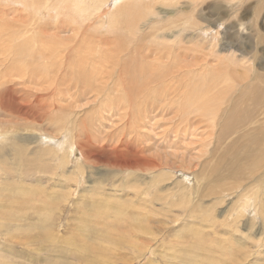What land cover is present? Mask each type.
Listing matches in <instances>:
<instances>
[{
    "label": "rangeland",
    "instance_id": "1",
    "mask_svg": "<svg viewBox=\"0 0 264 264\" xmlns=\"http://www.w3.org/2000/svg\"><path fill=\"white\" fill-rule=\"evenodd\" d=\"M74 1L41 0L36 11L31 0H0V264H264V157L245 160L264 147V100L249 98L253 87L264 92V0H144L129 31L107 26L127 0L85 4L84 20ZM40 25L55 37L54 57L43 56ZM130 32L143 35L140 50ZM76 41L83 52L68 49ZM33 67L42 87L27 82ZM57 122L73 136L86 127L90 139L77 146ZM259 131L260 143L234 145ZM227 162L236 173L219 180ZM241 200L250 212H236Z\"/></svg>",
    "mask_w": 264,
    "mask_h": 264
},
{
    "label": "bare ground",
    "instance_id": "2",
    "mask_svg": "<svg viewBox=\"0 0 264 264\" xmlns=\"http://www.w3.org/2000/svg\"><path fill=\"white\" fill-rule=\"evenodd\" d=\"M7 1V0H6ZM17 2H20L21 3V1H26V0H16ZM41 0H31V2L30 3H32L34 6H33V8L37 11L38 10V5H39V2H40ZM106 0H75L74 1V3H73V5H74V9H75V12H77V14L79 15L78 17H81L83 20H84V18L83 17H85L86 19H92L91 18V16H92V14H90L91 12H89L90 10H86L87 9V7H85L84 5L86 4H88V5H90L91 4V6L90 7H92L91 8V10H93L94 8L93 7H95V6H97V8H99L98 7V5L101 7L103 4V2H105ZM116 1V0H115ZM118 1H121V0H118ZM133 1L134 0H127L126 1V3L127 4H125L122 8H118L117 7V11H115V14H114V16L113 17H111V19L108 21V25L107 26H109L111 29H113L114 27H118L119 29L122 27L121 26V24L122 25H124L122 28V31H126L128 28L131 30V29H134V28H132L131 26H130V24L131 23H129V21H131V20H133L132 22H134V23H138V21L136 20V19H140V20H142V18H143V15H144V12L143 11H141V10H143V8H142V6L145 4L144 3V0H135V2L133 3ZM149 1H153V0H146V4L148 5V2ZM156 1V0H155ZM158 1H160V0H158ZM114 2V1H113ZM132 2V3H131ZM9 3V2H8ZM10 4V3H9ZM14 4H15V2H14ZM101 4V5H100ZM7 5V4H6ZM12 5V4H11ZM3 6L4 5H1V7L3 8ZM10 6V5H9ZM8 6V7H9ZM18 6V5H17ZM138 8H137V7ZM5 7V6H4ZM21 7V6H20ZM22 7H23V5H22ZM29 7V6H28ZM69 7V6H68ZM71 7V6H70ZM89 7V8H90ZM7 8V7H6ZM24 8V7H23ZM72 8V7H71ZM12 9V8H11ZM15 9V8H14ZM109 9V8H108ZM4 10V9H3ZM27 10V9H26ZM25 10V11H26ZM95 10V9H94ZM98 10V9H97ZM132 10V11H131ZM135 10H137V12L138 13H135L136 11ZM7 11H9V10H6L5 12H7ZM43 11H44V9H43ZM42 11V12H43ZM54 11V10H53ZM1 12V11H0ZM11 12V11H10ZM41 12V11H40ZM38 13V12H37ZM92 13H93V11H92ZM95 13V12H94ZM125 13L126 14H130V15H132L130 18H128L127 16H126V18H128V20H126L125 19ZM7 14V13H6ZM28 14V13H27ZM63 14V13H62ZM68 14V13H67ZM77 14H76V16H77ZM103 14V13H102ZM124 14V15H123ZM3 15V14H2ZM23 15V14H22ZM36 14H34L33 16H35ZM73 15V14H72ZM31 17H32V14L30 15ZM49 16V15H48ZM64 16H66V15H64ZM75 16V17H76ZM99 16V15H98ZM121 16H122V18H123V20H121ZM36 17V16H35ZM74 17V16H73ZM100 17L101 16H99V17H97V19L99 18L100 19ZM33 18V17H32ZM31 18V19H32ZM136 18V19H135ZM30 19V18H29ZM105 19V18H104ZM131 19V20H130ZM3 20V19H2ZM13 20H14V18H13ZM48 20V19H47ZM1 21V20H0ZM5 21V20H4ZM4 21H2V22H4ZM39 21H41V20H39ZM71 25H72V27H74L73 29H70V32H72L73 34H76V36H80V32L83 30V33L82 34H84V27H83V29H82V26L80 25V23L82 22V25H84L83 24V21H80L78 18H76V20L74 19V18H72L71 20ZM7 22V21H6ZM26 22H28V21H26ZM31 22V21H30ZM47 22V21H46ZM44 23H45V20H44ZM43 23V24H44ZM106 23V22H105ZM136 23V24H137ZM5 24V23H4ZM3 23L1 24V25H4ZM8 24V23H7ZM10 24V23H9ZM12 24V23H11ZM31 24V23H30ZM38 24H39V22H38ZM95 24V23H94ZM25 26H27V24H24ZM34 25V24H33ZM50 25V24H49ZM115 25H117V26H115ZM45 25H40V28L41 29H36L35 31H34V33H41V36L39 35V34H36V37H37V41H42L44 44H43V52H44V57H48V55H50V56H53L54 57V55H56L57 53V47L53 44V45H50L49 46V43L51 42H47V39H49V38H55L54 36H52L51 34H49V31L46 29V27H44ZM51 26V25H50ZM54 26V25H53ZM94 26H96V25H94ZM121 26V27H120ZM3 27H5V25L3 26ZM2 27V28H3ZM32 27V26H31ZM44 27V28H43ZM48 27V26H47ZM58 27H60V25L58 26ZM81 27V28H80ZM125 27L127 28V29H125ZM2 28H0V29H2ZM7 28V27H6ZM27 28V27H26ZM43 28V29H42ZM53 28H55V27H53ZM66 28V27H65ZM67 28H69V27H67ZM66 28V29H67ZM87 28V27H86ZM101 28V27H100ZM8 29V28H7ZM50 29V28H49ZM129 29L127 30V31H129ZM4 30V29H3ZM162 30V29H161ZM16 31V30H15ZM14 31V32H15ZM19 31V30H18ZM53 30H51V32H52ZM67 31V30H66ZM66 31H64V30H60V32H62V33H65ZM96 31V30H95ZM17 32V31H16ZM144 32V31H143ZM142 32V33H143ZM10 33V32H9ZM18 33V32H17ZM68 33V32H67ZM89 33V32H88ZM103 33V32H102ZM109 33V32H108ZM124 33V32H123ZM132 35H134L135 37H136V47H137V49H141V47L143 46L142 44H139L137 41H139V39L141 38V39H143V35H141V36H139L140 34L138 33V32H130ZM4 34H6V33H4ZM90 34V33H89ZM95 34H97V32H95ZM14 35V34H13ZM19 35V34H18ZM18 35H16V36H18ZM91 36H93L92 35V33L90 34ZM101 35V34H100ZM1 36V35H0ZM7 37H8V35H6ZM11 36V35H10ZM66 36V35H65ZM64 36V37H65ZM70 36V35H69ZM27 37V36H26ZM29 37V36H28ZM67 37V36H66ZM81 37V36H80ZM83 37V36H82ZM9 38V37H8ZM12 38V37H11ZM23 38H25V37H23ZM57 38V37H56ZM72 38H74V35H73V37ZM77 38V37H76ZM91 39L93 38V37H90ZM96 38V37H95ZM99 38V37H98ZM102 38V37H101ZM101 38H100V40H101ZM4 39V38H3ZM2 39V40H3ZM6 39V38H5ZM16 39V38H15ZM58 39V38H57ZM62 40H63V37L61 38ZM67 39V38H66ZM66 39H65V41H66ZM80 39V38H79ZM90 39V40H91ZM111 39V38H110ZM45 40H46V42H47V44L45 43ZM84 40H89V38H87V39H83L82 41H84ZM144 40V39H143ZM72 41V40H71ZM73 41H75V40H73ZM92 41V40H91ZM117 41H119V40H117ZM145 41V40H144ZM15 42V41H14ZM24 42V41H23ZM31 42V41H30ZM53 42H55L54 40H53ZM80 42V41H79ZM90 42V41H89ZM94 42V41H93ZM96 42H98L97 40H96ZM106 42V41H105ZM33 43V45L35 46V43L34 42H32ZM58 43L60 44H62L63 43V41L62 42H60V41H58ZM85 43V42H84ZM95 43V42H94ZM2 44V43H1ZM30 44V43H29ZM58 44V47L60 46ZM87 44L88 43H86L85 45L87 46ZM6 45V44H5ZM65 45V44H64ZM68 45H70V47H68V49H72L73 51H74V53H76L77 51H79V50H81V52H83L82 51V49H81V47H82V44H81V42L80 43H77V41L75 42V45L73 46V45H71V42L68 44ZM94 45V44H93ZM102 46H105V45H103V44H101ZM121 45H122V42H121ZM134 45V44H133ZM153 45V44H152ZM15 46V45H14ZM23 46H24V48H26L27 47V45H24L23 44ZM117 46H119V45H117ZM129 46V45H128ZM127 46V47H128ZM132 45H130L129 47H131ZM3 47V46H2ZM18 47V46H17ZM61 47V46H60ZM63 47V46H62ZM85 47V46H84ZM90 47V46H89ZM88 46L86 47L87 49L89 48ZM127 47H126V49H127ZM128 47V48H129ZM133 47V46H132ZM153 47V46H152ZM9 48V47H8ZM100 48H101V46H100ZM107 47H104V49H106ZM115 48H118V47H116L115 46ZM120 49H121V46L119 47ZM123 48V47H122ZM125 48V47H124ZM123 48V49H124ZM134 48H135V46H134ZM134 48H132V49H134ZM34 49H35V47H32V52L34 51ZM119 49V50H120ZM131 49V48H130ZM129 49V50H130ZM122 50V49H121ZM125 50V49H124ZM155 50V49H154ZM1 51V50H0ZM15 51H16V49H15ZM90 51H92L93 52V50H90ZM128 51V50H127ZM149 51V50H148ZM147 51V52H148ZM2 52H4V51H2ZM17 53H20V52H18V50L16 51ZM24 52H27V51H24ZM41 52V51H40ZM120 52V51H119ZM151 52V51H150ZM56 53V54H55ZM94 53V52H93ZM105 53V52H104ZM110 53H114L113 51L112 52H110ZM127 53V52H126ZM128 53H130V52H128ZM155 53V52H154ZM157 53V52H156ZM4 54H5V52H4ZM21 55H22V53H20ZM20 54H18V55H20ZM25 54V53H24ZM95 54V53H94ZM98 54V53H97ZM140 54H142V53H140ZM3 55V54H2ZM9 55V54H8ZM28 55H30V52H29V54ZM27 55V56H28ZM63 55V54H62ZM113 55V54H112ZM114 55H115V53H114ZM12 56V55H11ZM31 56V55H30ZM74 57H71V55L70 56H68L69 58H72V59H76V58H80L81 57V55L79 56V54H78V57H76L75 55H73ZM57 57V56H56ZM83 57V56H82ZM85 57V56H84ZM100 57V56H99ZM99 57H96V58H99ZM113 57V56H112ZM135 57V56H134ZM23 58H25V57H23ZM32 58V57H31ZM96 58L94 59V60H96ZM149 58V57H148ZM25 59H27V58H25ZM35 59V58H34ZM43 59V58H42ZM82 59V58H81ZM79 60L80 62L81 61H85V60ZM92 59V58H91ZM100 59V58H99ZM104 59V58H103ZM130 59V58H129ZM29 60H30V58H29ZM32 60V59H31ZM30 60V62H32ZM46 60V59H45ZM59 60V59H58ZM69 60V59H68ZM71 60V59H70ZM88 60V59H87ZM98 60V59H97ZM101 60V59H100ZM118 60V59H117ZM123 60V59H122ZM125 60H126V58H125ZM176 60V59H175ZM28 61V60H27ZM73 62L75 61V60H72ZM76 61H77V59H76ZM106 61H108V62H111V59L109 58V56H108V59H106ZM170 61H171V59H170ZM79 62V63H80ZM85 62H87V63H89L88 61H85ZM94 62V61H93ZM124 62V61H123ZM126 62V61H125ZM134 62V61H133ZM159 62V61H158ZM24 63V62H23ZM23 63H20V64H23ZM33 63H37V62H34L33 61ZM44 63H47L46 61H44ZM58 63V62H57ZM77 63H78V61H77ZM83 63V62H82ZM111 63H113V62H111ZM136 64H137V62H135ZM146 63V62H145ZM162 63V62H161ZM161 63H159V64H161ZM41 64V63H40ZM54 64H56L55 63V61L53 62V65ZM62 64V63H61ZM74 64V63H73ZM132 64H134V63H132ZM140 64V63H139ZM28 65H30V64H28ZM52 65V66H53ZM99 65V64H98ZM142 65V64H141ZM140 65V66H141ZM147 65L149 66V64L147 63ZM153 65V64H152ZM151 65V66H152ZM155 65V64H154ZM20 66V65H19ZM42 65H36V68L38 69H43V70H47V68H48V66H46V67H41ZM54 66H56L57 67V65H54ZM53 66V67H54ZM92 66V65H91ZM116 66V65H115ZM124 66V65H123ZM127 66H128V63H127ZM132 66V65H131ZM147 66V67H148ZM150 66V67H151ZM106 67V66H105ZM116 67H118V66H116ZM155 67V66H154ZM172 67V66H171ZM24 68H26V67H24ZM34 68V67H33ZM136 68H137V66H136ZM14 69V68H13ZM28 69V68H27ZM132 69H133V66H132ZM140 69V68H139ZM138 69V70H139ZM142 69V68H141ZM140 69V70H141ZM160 70H161V68H159ZM34 70H35V68H34ZM42 70V71H43ZM70 70L71 71H74L75 70V68L71 65L70 66ZM103 70V69H102ZM110 70V69H109ZM114 70V69H113ZM124 70V69H123ZM136 70V69H135ZM144 70L145 69H143L142 70V74H144ZM151 70V69H150ZM32 71V70H31ZM36 71V70H35ZM38 71V70H37ZM36 71V73H34V71H32V72H28V77H30V79L28 78V81L27 82H29L30 80H36L35 81V83H37V80H39L38 81V86H41V83H40V79H39V77H38V73L39 72H37ZM91 71V70H90ZM130 71V70H129ZM157 71H158V69H157ZM45 73H47L46 71H44ZM137 72V71H136ZM146 72V71H145ZM148 72V71H147ZM146 72V73H147ZM17 73V72H16ZM114 73H115V71H114ZM122 73V72H121ZM145 73V74H146ZM172 73V72H171ZM178 73V72H177ZM49 74V73H48ZM53 74V73H52ZM151 74V73H150ZM18 75H19V72H18ZM125 75V74H124ZM148 75V74H147ZM152 75V74H151ZM170 75V74H169ZM176 75V74H175ZM182 75V74H181ZM108 76V75H107ZM135 76H137V75H135ZM159 76V75H158ZM160 76H161V74H160ZM159 76V77H160ZM198 76V75H197ZM133 77H134V75H133ZM140 77V76H139ZM138 77V78H139ZM162 77V76H161ZM168 77V76H167ZM176 77H178V76H176ZM114 78V77H113ZM144 78V77H143ZM149 78V77H148ZM230 78V77H229ZM254 78V77H253ZM19 79V78H18ZM43 79V78H42ZM87 79V78H86ZM93 79V78H92ZM129 79H130V77H129ZM135 79V78H134ZM171 79H173V78H171ZM20 80V79H19ZM44 80V79H43ZM102 80V79H101ZM126 80V79H125ZM128 80V79H127ZM142 80V79H141ZM150 80V79H149ZM223 80V79H222ZM226 80V79H225ZM22 81V80H21ZM54 81V80H53ZM92 81V80H91ZM94 81V80H93ZM124 81V80H123ZM178 81V80H177ZM176 81V82H177ZM227 81V80H226ZM3 82V81H2ZM10 82V81H9ZM103 82H105V81H103ZM132 82V81H131ZM163 82V81H162ZM162 82H161V84H162ZM172 82H173V84H174V81L172 80ZM48 83V82H47ZM109 83V82H108ZM121 83V82H120ZM137 83V82H136ZM149 83V82H148ZM169 82H167V84H168ZM5 84L7 85V81H5ZM30 84H33L32 82L30 83ZM44 84V83H43ZM83 84V83H82ZM81 84V85H82ZM187 84V83H186ZM193 84V83H192ZM217 84V83H216ZM163 85V84H162ZM172 85V84H171ZM181 85V84H180ZM218 85V84H217ZM2 86V85H1ZM5 86V85H4ZM8 86V85H7ZM26 86H28V85H26ZM25 86V87H26ZM49 86V85H48ZM47 86V87H48ZM83 86V85H82ZM85 86V85H84ZM201 86V85H200ZM42 87V86H41ZM168 87V86H167ZM179 87V86H178ZM185 87V86H184ZM4 88H6V87H4ZM27 88V87H26ZM33 88V87H32ZM202 88V91L205 89H203V87H201ZM1 89H3V88H1ZM28 89V88H27ZM42 88H40V90H41ZM46 89H48V88H46ZM174 89V88H173ZM104 90V89H103ZM107 90V89H106ZM156 90V89H155ZM178 90H180V89H178ZM194 90H195V88H194ZM197 90H199V89H197ZM219 90H220V88H219ZM33 91V90H32ZM35 91V90H34ZM44 91V90H43ZM46 91V90H45ZM47 91H49V90H47ZM158 91H159V89H158ZM172 91V90H171ZM189 91V90H188ZM187 91V92H188ZM205 91V90H204ZM1 92V91H0ZM21 92V91H20ZM42 92V91H41ZM154 92V91H153ZM193 92V91H192ZM201 92V91H200ZM211 92V91H210ZM225 92V91H224ZM231 92V91H230ZM26 93H28V92H26ZM36 93H38V92H36ZM40 93V92H39ZM53 93H55V94H58V90L56 89V90H54V92ZM106 93V92H105ZM149 93V92H148ZM152 93V92H151ZM181 93V92H180ZM179 93V94H180ZM183 94H185V91L184 92H182ZM213 92H211V94H212ZM2 94V93H1ZM28 94H30V93H28ZM33 94V93H32ZM173 94L174 93H168V91L166 92V93H163V97H164V99L165 100H173L174 98H176V96H173ZM176 94H178V93H176ZM189 94V93H188ZM17 95V94H16ZM41 95V94H40ZM66 95V94H65ZM175 95V94H174ZM197 95H199V94H197ZM30 96V95H29ZM28 96V97H29ZM68 96V95H67ZM185 96V95H184ZM18 97V96H17ZM23 97H27V94H25V96H22V98ZM39 97V96H38ZM130 97V96H129ZM19 98V97H18ZM33 98H34V95H33ZM35 98H37L36 96H35ZM43 98H44V96H43ZM74 98V97H73ZM196 98V97H195ZM249 98H250V100H251V102L253 103V105L254 106H259V105H261V103H262V100H264V92L262 91V90H260V88H256V87H253V88H251V91H250V93H249ZM248 98V99H249ZM24 99H27V98H24ZM30 99V98H29ZM231 99V98H230ZM243 99V98H242ZM33 99H31L30 101H32ZM41 100H42V98H41ZM41 100H38V102L39 101H41ZM51 100V99H50ZM50 100L48 101L49 103H52V101L50 102ZM164 100V101H165ZM224 100V99H223ZM245 100V99H244ZM11 101V100H10ZM22 101H23V99H22ZM46 101V100H45ZM58 101V100H57ZM63 101V100H62ZM163 101V102H164ZM233 101V100H232ZM248 101V100H247ZM18 102H20V101H18ZM55 102V106L57 105L56 104V101H54ZM184 102V101H183ZM44 103V102H43ZM148 103V102H147ZM249 103V102H248ZM28 104V103H27ZM41 104H42V102H41ZM40 103H39V105H41ZM53 104V103H52ZM131 104V103H130ZM130 104H129V106H130ZM135 104V103H134ZM156 104V103H155ZM158 104V103H157ZM174 104V103H173ZM198 104L199 105H201V106H203L204 104H205V98L204 97H201L200 98V100H199V98H198ZM251 104V103H250ZM43 105V104H42ZM41 105V106H42ZM45 105H46V103H45ZM167 105V104H166ZM175 105V104H174ZM174 105H173V107H174ZM29 106V105H28ZM34 106H36V108L38 109V107H37V105H34ZM40 106V107H41ZM44 106V105H43ZM49 106V105H48ZM138 106V105H137ZM148 106V105H147ZM170 106V105H169ZM33 107V106H32ZM45 107H47V106H45ZM62 107H64V105L62 106ZM152 107H154V106H152ZM164 107V106H163ZM178 107V106H177ZM197 107V106H196ZM43 108V107H42ZM61 108V107H60ZM59 108V109H60ZM180 108H181V106H180ZM189 108V107H188ZM207 108V107H206ZM2 109V108H1ZM9 109V108H8ZM7 109V110H8ZM50 110V108H47L46 109V111L45 112H47V111H49ZM54 109H55V107H54ZM135 109V108H134ZM140 109V108H139ZM170 109V108H169ZM189 109H191V108H189ZM205 109V108H204ZM6 110V109H5ZM141 110V109H140ZM180 110V109H179ZM207 110V109H206ZM205 110V111H206ZM212 110V109H211ZM38 111H40L41 112V109H39ZM50 111H52V109L50 110ZM128 111H129V109H128ZM223 111V110H222ZM255 111V109L251 112V113H253ZM63 111L62 110H60V113H62ZM146 112V111H145ZM163 112V111H162ZM182 112H183V109H182ZM185 112V111H184ZM186 112H187V110H186ZM216 112V111H215ZM228 112V111H227ZM227 112H225V113H227ZM230 112V111H229ZM263 112V111H262ZM44 113V112H43ZM126 113H128L129 114V112H127L126 111ZM133 113H135V111L133 112ZM139 113H141L140 111H139ZM142 113H143V109H142ZM177 113V112H176ZM234 113H236V112H234ZM52 114V113H51ZM55 114V113H54ZM57 114V113H56ZM128 114H126V115H128ZM218 114V113H217ZM260 113H256V117L259 115ZM45 115V114H44ZM50 115V114H49ZM111 115V114H110ZM231 115V114H230ZM21 116H23V115H21ZM210 116V115H209ZM208 116V117H209ZM37 117V116H36ZM204 117V116H203ZM117 118V117H116ZM38 119H40V118H38ZM125 119V118H124ZM177 119V118H176ZM206 119V118H205ZM126 120V119H125ZM177 120H180V119H177ZM236 120V114L234 115V117H231V119H230V121H235ZM38 121V120H37ZM127 121H129L128 119H127ZM131 121V120H130ZM13 122V121H12ZM214 122V121H213ZM239 122V121H238ZM58 124L57 125H59V124H62L61 126H62V128H60L61 126H59L58 127V129L60 130V131H65L66 130V128H67V134H68V136H69V134H70V136H71V134H72V132L74 131V129L73 128H69V126H66V123L64 124L65 126H66V128H63L64 127V125H63V123L61 122V123H59V122H57ZM132 123V122H131ZM217 123V122H216ZM215 123V124H216ZM130 124V123H129ZM10 125V124H9ZM16 125V124H15ZM14 125V126H15ZM19 125V124H18ZM116 125V124H115ZM213 125H214V123H212V127H213ZM234 125V124H233ZM130 126V125H129ZM6 127V126H5ZM4 127V128H5ZM162 127V126H161ZM174 127V126H173ZM240 127H242V125L240 124ZM36 128V127H35ZM86 128V127H85ZM83 129L82 131H79L78 133H76L74 136H73V134H72V136H73V139H76V145L77 146H81V140L83 141V138L85 137L87 140H89L90 138H89V134H88V130H87V128L86 129ZM125 128V127H124ZM184 128V127H183ZM214 128V127H213ZM236 128V127H235ZM65 129V130H64ZM264 129V128H263ZM2 130V129H1ZM77 130V129H76ZM101 130V129H100ZM129 130V129H128ZM133 130V129H132ZM240 130V129H239ZM183 131V130H182ZM250 131V130H249ZM249 131H248V135H250V133H249ZM263 131V130H262ZM3 132H4V130H3ZM61 132V133H62ZM77 132V131H76ZM253 132V131H252ZM1 133V132H0ZM124 133H125V131H124ZM243 133V132H242ZM257 133V136L256 137H252V138H240V140H239V142H236L234 145H239V143H242V142H246L248 145H250V144H253V143H255L256 141H259V143H260V138H261V134H262V132L260 133V131L259 132H256ZM63 134V133H62ZM65 134V133H64ZM241 134V133H240ZM5 135V134H4ZM263 135H264V133H263ZM262 135V136H263ZM202 136H206V135H202ZM65 137V136H64ZM113 137V136H112ZM166 137V136H165ZM214 137L212 136V139H213ZM204 139H206V138H204ZM208 140V138L206 139V141ZM210 140V139H209ZM3 141V140H2ZM4 141H5V139H4ZM73 141V140H72ZM166 141V140H165ZM216 141V140H215ZM236 141V140H235ZM70 142V141H69ZM167 142V141H166ZM209 142V141H208ZM218 142V141H217ZM74 143H75V141H74ZM170 143V142H169ZM215 143V142H214ZM40 144V143H39ZM176 144V143H175ZM218 144V143H217ZM262 144V143H261ZM234 145H232L233 147H234ZM169 146H170V144H169ZM168 146V147H169ZM175 146V145H174ZM215 146H216V144H215ZM64 147V146H63ZM82 147V146H81ZM263 149V150H262ZM80 150H81V148H80ZM187 150V149H186ZM84 151V150H83ZM82 151V152H83ZM231 151V150H230ZM115 152V151H114ZM185 155V154H184ZM172 156V155H171ZM257 157L258 158H263L264 157V147H261V148H259L258 146H257V148L256 149H251L248 153H247V157H245V160L247 161V163H249V164H253L252 162H254V161H256L257 160ZM180 158V157H179ZM88 159H91V157H88ZM241 158H239V157H237V159L236 160H240ZM86 160H87V158H86ZM159 163V162H158ZM228 163V162H227ZM229 165H227V166H225V167H222V164H221V166H219V168H220V170H218V172H219V175H217V174H215L216 175V177L219 179V180H221V179H225V176L226 177H232V176H234L235 175V173H236V171L234 170V169H236V166L231 162V163H228ZM256 164V163H255ZM175 165V164H174ZM190 165V164H189ZM158 166V165H157ZM160 166V165H159ZM119 167V166H118ZM122 167V166H121ZM171 167V166H170ZM123 168V167H122ZM222 168V169H221ZM4 169V168H3ZM121 169V168H120ZM202 173V172H201ZM74 181V180H73ZM158 189V188H157ZM123 190V189H122ZM154 191V190H153ZM123 192V191H122ZM211 195H215V193H211ZM255 196V195H254ZM240 198H241V196H240ZM217 199V198H216ZM220 199H222V194H220L219 196H218V200H220ZM249 199V198H248ZM104 200V199H103ZM192 200V199H191ZM240 200V199H239ZM242 200H244V199H242ZM242 200H241V203L240 204H242V205H239V208H237V211L236 212H238V211H240V212H242V213H247V210L249 211V203L248 204H243L242 203ZM247 200V199H246ZM239 202V201H238ZM256 203V202H255ZM145 204V203H144ZM258 205V204H257ZM256 205V206H257ZM170 207V206H169ZM195 209H196V207H195ZM235 209V208H234ZM177 210V209H176ZM186 210V209H185ZM191 210V209H190ZM197 210V209H196ZM201 210V209H200ZM236 210V209H235ZM230 211V209H228V212ZM190 212H192V210L190 211ZM231 214L233 213L232 212V209H231ZM250 212V211H249ZM254 212H256V215L258 216V210L255 208V211ZM253 212V213H254ZM241 213V214H242ZM237 214V213H236ZM229 215V214H228ZM237 215H239V214H237ZM236 215V216H237ZM241 215H239V217H240ZM243 216V215H242ZM261 216L262 217H264V212H262L261 211ZM182 217V216H181ZM177 218V217H176ZM179 218H180V215H179ZM254 218V217H253ZM178 219V218H177ZM254 219H256V217L254 218ZM263 219V218H262ZM154 220V219H153ZM237 220V219H236ZM179 221V220H178ZM235 222H237V221H235ZM234 222V223H235ZM230 224V225H235V224ZM154 224V223H153ZM162 226V225H161ZM139 226H137L136 228H138ZM155 227H159V226H155ZM235 227V226H234ZM140 231H142V229L141 228H138ZM159 229H161L160 227H159ZM162 230V229H161ZM159 231V230H158ZM226 239V238H225ZM139 240H141V239H139ZM153 240L154 241H157L158 240V238L155 236L154 238H153ZM191 243V242H190ZM195 243V242H194ZM147 244V243H146ZM198 244V243H197ZM211 244V243H210ZM142 245V244H141ZM149 249H151V243H149V244H147L146 245ZM200 246V245H199ZM205 246V245H204ZM259 246V245H258ZM142 248V247H141ZM199 248V247H198ZM147 249V248H146ZM145 249V250H146ZM194 249V248H193ZM240 249V248H239ZM140 250V249H139ZM148 250V249H147ZM169 250V249H168ZM247 250V249H246ZM206 251V250H205ZM242 252V251H241ZM206 253V252H205ZM226 253V252H225ZM228 253V252H227ZM144 254V253H143ZM234 254V253H233ZM141 255V254H140ZM139 255V256H140ZM213 255V254H212ZM139 256H138V258H139ZM198 256V255H197ZM140 257H142V255L140 256ZM220 257V256H219ZM169 258H171V257H169ZM167 259V258H166ZM209 259V258H208ZM218 259V258H217ZM167 262L169 261V260H166ZM170 262V261H169ZM168 262V263H169ZM247 262H248V259H247ZM196 263V262H195ZM208 263H210V262H208ZM67 264V263H66ZM238 264V263H237Z\"/></svg>",
    "mask_w": 264,
    "mask_h": 264
}]
</instances>
